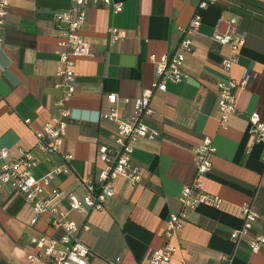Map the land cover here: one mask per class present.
Listing matches in <instances>:
<instances>
[{"label":"crops","instance_id":"1","mask_svg":"<svg viewBox=\"0 0 264 264\" xmlns=\"http://www.w3.org/2000/svg\"><path fill=\"white\" fill-rule=\"evenodd\" d=\"M111 5L88 4L81 32L93 55L74 61L75 91L69 101L74 119L67 124L62 150L71 157L69 172L56 175L45 194L67 210L66 193L82 195L86 179L98 182L103 163L97 156L100 143H113L116 123L100 113L107 111V95L117 96L115 107L129 117L132 98L148 88L155 77L151 53H170L183 36L189 20L199 14L201 22L189 33L193 49L184 60L186 78L154 90L149 104L153 113L146 123L156 138L134 143L132 161L141 180L130 184L124 176L113 180L114 195L105 209L67 216L79 226L78 237L91 250L89 264H106L116 256L120 264H150V253L163 244L161 231L171 211L180 209L177 195L194 176L193 151L200 141L212 138V167L201 178L203 187L221 197L218 208L199 205L188 211L183 227L173 237L176 251L163 264H264V248L252 253L248 240L264 234V144L253 143L247 114L257 112L264 120V0H219L198 8L199 0H111ZM68 0H10L0 47V146L9 156L28 151L38 158L32 173L41 176L59 160L46 162L36 146L35 132L52 116L62 86L57 75L61 46L53 25L54 12L68 7ZM236 15L244 37L239 59L229 71L222 66L228 48L212 39L220 18ZM123 29L125 37L109 43L107 29ZM250 73L247 84L237 89V112L222 126L218 120L217 80L239 79ZM59 84L58 86H56ZM128 97L129 102L123 101ZM29 118L26 123L24 119ZM251 202L258 213L246 235L236 242L232 230L242 226V204ZM31 205L10 185L0 189V264H44L29 261L35 253L31 236L58 238L48 215L34 224ZM88 225V228H83Z\"/></svg>","mask_w":264,"mask_h":264},{"label":"built area","instance_id":"2","mask_svg":"<svg viewBox=\"0 0 264 264\" xmlns=\"http://www.w3.org/2000/svg\"><path fill=\"white\" fill-rule=\"evenodd\" d=\"M68 7L54 12L53 25L58 32V44L61 46L59 61L62 69L58 71L62 91L56 99V105L60 108L59 116H52L42 123L35 132L36 146L43 154L46 162L53 159L59 162L45 171L41 176L32 173L33 166L39 161L36 156L28 151H21L18 156H9L7 147L0 146V189L3 185H10L19 191L24 200L31 205L33 216L30 223L34 224L40 215L47 214L49 225L61 230L58 238L45 234L31 236L30 244L36 250L29 253L26 258L29 261H42L44 264H89L91 250L87 244L78 237L79 226L70 219L67 214L72 211L87 213L88 211L105 209L107 201L114 195L113 180L117 176H124L130 184H137L141 180V173L137 164L131 159L134 143L141 138H156L159 132L146 123V118L153 113L149 104L151 93L154 90L165 91L167 83L182 82L187 73L184 69V60L187 53L193 49L189 33L195 32L200 25L201 18L195 14L183 29V36L170 53H151L149 59L154 65L155 77L148 88L133 97V111L129 117L120 115L115 107L117 96L114 93L107 95L109 107L107 111L100 113L103 117L116 123L113 135V143H100L97 147V156L103 163L99 179L94 183L93 179H86L87 190L82 195L68 192L65 195L67 210L64 211L57 204L52 203V198L59 191L54 188L52 196L45 194V189L51 185L53 178L58 174L69 172L70 167L65 161L70 159L68 153L62 150L66 127L74 119L69 101L75 91L74 61L78 57L93 55L91 44L82 35L84 22V7L88 4L111 5L113 13L122 11L120 2L111 0H68ZM219 0H199L198 8H205ZM10 0H0V47L3 43L4 24L8 15ZM238 19L236 15L220 18L212 33L213 41L225 45L228 54L222 59L225 71L238 62L239 50L244 44V37L238 31ZM109 43H115L124 38L126 33L116 26L107 29ZM250 77L247 71L239 78H221L217 80V108L218 120L225 126L230 117L237 112V89L244 87ZM57 84L56 86H58ZM124 97L125 103L129 102ZM248 132L253 143L264 144V120H261L257 112L247 114ZM26 123L29 118L24 119ZM215 147L211 137H204L193 151L194 176L190 183L183 185L177 195L180 209L171 211L165 220L161 236L163 244L153 250L149 255L150 264H163L168 262L176 245L173 242L174 234L183 227L188 217V211L196 209L199 205H207L218 208L221 197L207 191L203 187L201 178L212 167V155ZM264 164V154L261 155ZM243 223L238 229L230 232L229 238L236 242L240 236L246 235L252 224L257 220L258 213L251 202H246L240 207ZM87 229L88 225H83ZM250 252L255 253L264 248V234L255 233L248 240ZM106 264H120V257L116 256Z\"/></svg>","mask_w":264,"mask_h":264}]
</instances>
